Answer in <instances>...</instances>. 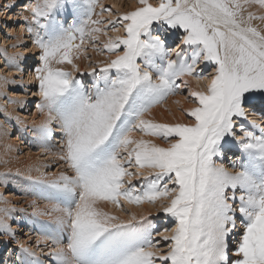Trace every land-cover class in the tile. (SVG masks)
Listing matches in <instances>:
<instances>
[{
	"label": "snow or ice",
	"instance_id": "snow-or-ice-1",
	"mask_svg": "<svg viewBox=\"0 0 264 264\" xmlns=\"http://www.w3.org/2000/svg\"><path fill=\"white\" fill-rule=\"evenodd\" d=\"M253 5L264 9V0H137L124 12L101 0L23 7L44 115L32 132L46 148L58 134L66 165L28 177L56 202L40 210L33 201L34 216L52 218L41 224L54 245L49 264H264V126L248 120L250 110L264 116V30L253 24L264 14ZM89 48L107 58L91 60ZM3 55L18 69L28 59ZM205 79L206 89L192 87ZM182 92L191 122L153 117ZM230 146L238 171L217 163ZM126 205L159 207L153 216ZM12 211L0 207V233L14 238ZM18 247L13 264H44L30 245Z\"/></svg>",
	"mask_w": 264,
	"mask_h": 264
},
{
	"label": "rangeland",
	"instance_id": "rangeland-1",
	"mask_svg": "<svg viewBox=\"0 0 264 264\" xmlns=\"http://www.w3.org/2000/svg\"><path fill=\"white\" fill-rule=\"evenodd\" d=\"M7 2H9V0H0L1 4ZM31 2H33V0H25L24 4H20L19 7H16L15 9L13 8L12 13L8 14L7 18H4V21L6 23L8 22L7 30L12 27L10 28V31L12 32H8L7 30L5 31L7 39L10 37L11 40L13 38L12 41H17V37H19L18 33L20 32L21 27L26 26V23L22 19V17L24 15H28V13L23 12L22 9L26 4ZM101 2L106 6L114 5L115 9H119L120 12L132 10L137 4V0H101ZM150 2L155 4L157 3V0H150ZM2 9L4 8L0 7V18L3 17L1 16L3 13ZM8 10L9 9H7V11ZM248 10L257 13L258 15L264 14V9H261L256 5L251 6ZM21 14H23V16ZM107 15L108 14L105 13L106 17ZM68 22H71L70 17ZM259 22V20L253 21V24L260 26L264 30V21H261L262 25ZM110 34L114 35V33L111 32ZM23 36H20L19 38L22 39ZM26 38H28V41L25 40V46H32V36L27 35ZM170 46L174 47V45ZM25 54L28 55L27 61H31V59L33 58L34 50H31L30 48V51L28 53L26 52ZM88 55L91 57V60H104L107 58L106 55L93 52L91 48L88 49ZM0 63V74H2L1 70L6 66L4 61L0 60ZM77 63H79L82 72H87V70L92 66L87 57H82L79 61H77ZM35 65H37V63ZM19 70H22L21 67L19 68ZM20 71H18V73ZM25 72L26 74L23 76L24 80L19 81L21 83V86L14 90L16 91L15 93L17 94V97H21L25 101L29 99L30 102H25L23 106L19 104L16 111L19 116L26 118L28 122H34L42 117V114L38 112L36 107L37 103H39V96L37 95L38 89L35 86V81L31 82L30 78L35 74V72L33 70L32 74H29L27 69L25 70ZM79 78L82 79L88 85H90L92 82V77L90 76H82ZM207 83L208 79L201 81L199 84H197L195 80H192V87L204 90L206 89ZM9 91L13 92L11 88L9 89ZM9 95V93L3 94L2 100L0 101V124L2 125L7 124L6 116L2 111V107H9ZM14 97H16V95ZM186 97L187 92L179 93L176 96H170L163 105H158L156 108L153 109V117L161 121H172L175 119L182 120L185 122H191L187 117L183 116L180 111L181 108L193 106L192 101ZM176 101H179V104H177ZM24 107H26V109H24ZM166 109L170 111H166ZM249 113H253L248 115L249 121H256L261 126H264V116H261L258 111H249ZM18 124V122H13L11 127H9L8 131L10 138L0 140V197L3 198L0 199V207L7 206L14 209V211H12L8 218H10L9 224L13 229L16 230V235L14 238L6 234L0 233V264H13V262L16 260V257L20 253L18 247V244L20 242L30 245L37 252L38 255H41V258L44 260V264H49L47 253L49 249L52 248L51 242H41L39 245H37L36 241L40 239L37 235L38 227L28 226V222L26 221L28 220L27 217L33 216V201L36 202V206L38 209L42 208L41 210H50L52 205L56 202L54 200L43 198V196L39 194L37 188L34 186L33 182L28 179V177L39 176L38 174H31V170L34 171L33 166L39 169L40 175L44 172H47L48 176L52 177L58 174V171L66 170V165L63 161H61L62 163H60V160H57V157L59 156L56 157L50 155L45 150V148H42L39 145L38 141H36L35 138L29 140L28 137L30 136V134L28 132L32 130L31 125L26 124L23 126V137L22 139L18 140V138L20 137L17 133ZM15 138H17L16 141L18 145L15 146L16 151L12 152L7 149V146L10 140ZM61 142V140H56L55 142H51V144L56 145L57 147ZM229 149L232 150V148ZM234 153L235 151L231 152L229 156L224 158V162L222 163L229 171L239 170L231 166V162L236 158ZM217 163H220V161L218 160ZM4 177L7 178L5 179ZM7 179H9L8 182H6ZM2 181L7 183L6 187L2 188ZM4 201H7V204H5ZM47 206H50V208ZM127 207H130L133 211L137 210L138 213H151L153 216H155L156 209L157 207H159V205H142L140 207ZM23 209L29 210L32 213H28L29 216L27 215L24 217V215L21 214L19 211ZM109 210L112 209L110 208ZM20 214L23 216V219L18 221L17 217H20ZM46 219L49 220V218ZM160 219H163L162 215ZM173 226L174 225H163V227L168 228H171ZM62 242L66 243L67 241L65 239ZM160 250H167V245L164 242H161Z\"/></svg>",
	"mask_w": 264,
	"mask_h": 264
},
{
	"label": "bare ground",
	"instance_id": "bare-ground-1",
	"mask_svg": "<svg viewBox=\"0 0 264 264\" xmlns=\"http://www.w3.org/2000/svg\"><path fill=\"white\" fill-rule=\"evenodd\" d=\"M24 3H25V0H17V3L15 4V6L12 7V8H10L8 11L5 8L2 9L3 13H2L1 16H3V17L0 18V37L3 35L0 38V60H2V61L5 62V56L3 55V53H4L5 50L7 51L8 54H12V53H15V52H21V53H26L27 52L28 53L30 51V48H31V50H34L33 58L31 59V61H29V60L27 61L26 60V61H24L21 64V66H20L21 69H22L21 71L18 68H16V67H5V68H3L1 70L2 74H0V101L2 100V95L3 94L9 93L10 94L9 95L10 96V99L8 101H10V105H9V107H2V111H3V113L6 116V122H7V124L6 125L0 124V140L6 139V138H10L9 137V131L8 130H9V127H11V125H12L13 122L14 123L15 122H18L19 123L17 125V133L20 136L18 138V140H20L23 137L22 132H23V126L24 125L29 124V125L33 126L35 124H39L44 119V115L42 114V117L40 119H38V120H36L34 122H28L26 118L21 117V116L18 115L16 109H17V107H18L19 104L13 102V101L23 100L21 97H17V94L15 93L16 91L14 89H16V88H18V87L21 86V83L19 81L24 80L23 76L26 74L25 70L27 69V71L29 72V74H32V72H33V70L35 68L34 66H37L35 64L38 62V57H37V55H35V53L38 52V49H36L33 44L30 47H26V46H22L21 47V46H18L16 48H13V47H11V45L15 44L17 41H15V40L12 41L13 38L11 40L10 37L7 39L6 38V35H5V31L7 30V27H8V22L6 23L4 21V18H7L8 14H11L12 13L13 8L15 9L16 7H19L20 4H24ZM21 15L23 16V14H21ZM259 23L262 25V22L261 21ZM26 26L25 27H21L20 32L18 33V36L19 37L20 36H23V34H24L23 38L22 39L20 38L21 41L24 40L23 42H25V40L28 41V38H26V36L27 35H30V34H27L25 32ZM258 27H260V26H258ZM10 28H12V27H10ZM10 28L7 30L8 32H12V31H10ZM0 65H1V63H0ZM18 71H20V72L18 73ZM7 72H8V74H7ZM4 77H7L8 78V80H9V83L8 84H4V82H3V78ZM30 78H31V82L32 81H35V74L32 77H30ZM189 79H192V78H189ZM28 80H29V78H28ZM12 81H15V83H12ZM10 88L12 89L13 92L9 91ZM15 95H16V97H14ZM26 102L29 103L30 100L28 99ZM24 109H26V107H24ZM250 114H253V113H249V115ZM258 120H260V119H258ZM28 133L30 134V136L28 137L29 140H32V139L35 138L34 135H33L32 130H30ZM16 140H17V138L11 139L10 142L8 143L7 149L9 151H12V152L16 151L15 146L18 145V143H17ZM56 140L59 141V140H61V138H60V136L58 134L54 133V135L52 137V142H55ZM39 145L42 148H45V150L50 155H53V156H56V157L61 155L60 149H59L58 146L56 147V145H52L51 144V147H48V148L44 147L40 143H39ZM230 148H232V150L228 149V150L225 151V154H224L223 159H220L219 160L220 163H223L224 162L223 161L224 158L227 157V156H229V154L231 152H233V151L236 152L237 151L234 146H230ZM57 160H59V157H57ZM60 163H62V162L60 161ZM33 169H34V171L30 169L32 171L31 174H38V175H40V171H39L38 168H36V167L33 166ZM61 170H62V168H61ZM59 172L60 171H58V173ZM4 178L6 179L7 177H4ZM8 181H9V179L6 180V182H8ZM6 182L1 183L2 184V188L7 186L6 185L7 184ZM47 207L50 208V206H47ZM39 209L41 210L42 208H39ZM19 211H20L21 214L24 215V217L27 216V215L29 216L28 213H32L33 212V211L30 212L29 210H26V209L25 210L24 209L23 210H19ZM135 211L137 212V210H135ZM21 214H20V217H17L18 221L21 220V219H23V216ZM27 218H28V220L26 222H28V226H37L38 227V229H37V235L40 238L39 240L41 242H46V240L44 239V237L47 235V233L45 231H42L41 224L44 223V222L52 223V222H50V221H52L51 217H49V216H43V215H35V216L33 215V216H30V217H27ZM46 218H49L50 221L47 220ZM9 221H10V218H8V223H9ZM51 246L54 247V245H51Z\"/></svg>",
	"mask_w": 264,
	"mask_h": 264
}]
</instances>
